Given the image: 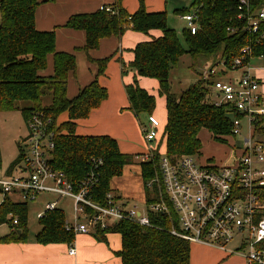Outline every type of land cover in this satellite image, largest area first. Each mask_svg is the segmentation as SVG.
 Segmentation results:
<instances>
[{"label":"trees","instance_id":"trees-1","mask_svg":"<svg viewBox=\"0 0 264 264\" xmlns=\"http://www.w3.org/2000/svg\"><path fill=\"white\" fill-rule=\"evenodd\" d=\"M121 1L115 0L94 12L73 14L65 26L84 31L85 51L96 49L100 39L120 37L126 30L144 34L160 30V36L138 42L132 48L130 62L118 58L122 74L134 72L132 82L125 86L129 109L140 124H143L140 114H152L155 97L138 84L137 76L153 78L158 82V94L165 98L166 123L162 141L167 156L174 159L197 154L201 147L198 137L201 129L209 131L215 140L224 141L231 133L232 119L240 114L227 104H215L210 80L200 77L176 95L170 91L169 76L185 53L198 58L219 51L222 63L229 69L233 59L241 55L243 47L251 49L250 57H245V61L264 56V37L252 33L245 20L237 18L240 0H192L197 28L194 33L188 27L183 29L186 48L175 29L168 27L166 11L149 12L144 0H138L136 11L128 13ZM249 4L254 12L264 5V0H249ZM37 5V0H0V112L19 109L26 121L36 112L50 118V128H56V135L49 164L62 171L75 185L93 173L97 183L91 191L92 199L103 202L105 194L112 191V178L122 175L124 167L133 163L134 157L140 153L120 152L116 139L108 135H79L75 132L76 120L86 118L92 109L97 108L106 99L107 89L95 78L76 96L67 97V77L76 68L75 55L55 50L53 30L36 29L34 14ZM175 12L184 15L189 11L180 9ZM49 54L53 56L52 73L42 75L40 71L46 68ZM109 59L96 61L97 75L103 73ZM63 113L67 119L58 122ZM254 128L257 135H264V117L255 121ZM18 147V157L7 172L22 160L23 148ZM157 158L154 153L150 159L138 162L144 197L148 201L150 191L146 183L154 174ZM15 218L17 223L13 224ZM149 219L150 226L120 220L106 228L97 227L92 235L105 241L107 233H119L121 264H191L190 244L171 233L172 223L168 217L151 213ZM26 220L27 202L14 201L4 193L0 203V224L6 223L9 230L0 236V243L24 241ZM64 222L60 209L44 210L39 216L36 241L71 244L75 233L67 230Z\"/></svg>","mask_w":264,"mask_h":264},{"label":"built area","instance_id":"built-area-1","mask_svg":"<svg viewBox=\"0 0 264 264\" xmlns=\"http://www.w3.org/2000/svg\"><path fill=\"white\" fill-rule=\"evenodd\" d=\"M238 10L237 18L244 19L252 33L264 37V5L252 12L249 0H240ZM182 19L194 33L195 12L182 15ZM240 52L231 64V69L240 70L239 76L214 79L215 67L202 72V78L211 81L215 104H227L240 114L232 119L230 135L238 137L240 146L231 164H198L191 155L172 159L158 150L154 174L146 183L150 201L144 197L142 205H128L108 191L103 202H98L92 199L97 183L93 173L75 185L49 164L56 128H50V118L36 112L28 117L27 134L20 141L22 160L12 174L0 177L2 194L18 193L22 200H34L41 192L71 198L74 222L65 220L64 225L75 234H93L97 227L106 228L120 220L150 226L151 213L164 214L172 223L171 233L189 244L227 250L234 241L237 248L231 253L242 252L246 264H264V135H257L254 128L255 121L264 117L263 82L253 75L250 59L245 61L251 49L246 46ZM159 127L154 114H148L140 124L147 145L157 140ZM44 207L52 210L55 205L47 202ZM68 253L74 254L71 245Z\"/></svg>","mask_w":264,"mask_h":264},{"label":"crops","instance_id":"crops-1","mask_svg":"<svg viewBox=\"0 0 264 264\" xmlns=\"http://www.w3.org/2000/svg\"><path fill=\"white\" fill-rule=\"evenodd\" d=\"M37 2L38 5L34 14L36 29L40 31L53 30L55 50L75 55L76 68L67 77V97L76 96L82 87L88 85L95 78L100 85L107 89L106 99L97 108L92 109L86 118L76 120L75 132L79 135H108L116 139L120 152L125 154L143 153L147 149V144L140 136V123L129 109L125 92V86L132 82L134 72L129 71L122 74L118 58L125 63L130 62L133 59L132 48L138 42L160 36L161 31L155 29L144 34L127 30L120 37L102 38L96 49L85 51L83 50L85 44L84 31L68 28L65 26V22L73 14L94 12L104 5L113 4L115 0H37ZM163 3L164 0H144L145 8L149 12L165 11L162 10L164 8ZM121 5L128 13H133L138 8V0H122ZM106 57L110 59L107 61L103 73L97 75L96 61ZM52 64L53 56L49 54L46 68L40 71V74L50 75ZM259 74L261 75V73ZM137 78L138 84L146 90L147 84H152L147 77L137 76ZM223 78L225 79V76ZM60 118L61 121L66 120V113H63ZM145 120L146 118L142 122ZM13 172L12 170L6 171L2 176L10 175ZM129 172L131 173L132 170ZM118 178L121 177L118 176ZM7 195L12 197V194ZM115 196L127 200L118 195ZM35 235L32 237L26 235L24 241L0 243V264H121V258L118 256L121 249L119 233H107L105 241L96 239L92 234L77 233L69 245L63 242L42 244L36 241ZM70 245L74 248L72 255L68 253ZM192 246L197 251H203V256H198L196 252L192 253ZM236 248V244L228 245L227 250H221L215 246L191 244L190 263L246 264L242 252L231 253V250ZM210 251L212 252L210 253ZM232 254H240L243 258L235 260L230 256Z\"/></svg>","mask_w":264,"mask_h":264},{"label":"rangeland","instance_id":"rangeland-1","mask_svg":"<svg viewBox=\"0 0 264 264\" xmlns=\"http://www.w3.org/2000/svg\"><path fill=\"white\" fill-rule=\"evenodd\" d=\"M191 3L192 0H164V8L162 9L166 11L168 27L175 29L184 48H186V44L184 42L182 32L183 29L187 27V22L182 19V13L175 11L187 9L190 13H192L193 10L191 9ZM249 65L251 69H253V75H255L261 82H264V56L252 57ZM210 67H215L214 79L224 80V76L228 79L239 76L240 74V70H233L225 67L220 59L219 51L209 57L198 58H193L189 54L185 53L170 71V91L179 95L191 84L197 82V80L202 77V72ZM259 73H261V75ZM147 78L152 83L150 85L147 84V90L155 97V107L153 112L160 121V127L158 129L159 135L155 142L147 145V149L143 153L134 157L133 163L129 164V166H125L122 175L119 176L121 178L116 177L112 179L110 186L111 189H113L112 192L114 195L127 199L125 201H127L128 205H142L143 203L145 194L142 183L143 181L140 176V168L138 166L141 156L144 155L149 157L158 150L160 153L165 152L164 141H162L166 118L165 101L164 97L159 95L157 92V81L153 78ZM261 89L264 92V86H262ZM45 100L48 101L47 98ZM139 117L143 121L147 118V115L140 114ZM60 120L61 118L59 117L58 122ZM245 130H247V128H245ZM26 134V120L19 109L0 112V177L9 170L11 164L17 159L19 153L18 146H23L20 141L26 136ZM140 136H142L141 133ZM198 137L201 147L197 154L192 155L198 164H206V162H213L216 165L231 164L234 159V155L237 152L236 147L240 146L238 137L234 138L232 135H228L225 137L224 141H217L206 129H201L198 133ZM129 170H132V172L130 173ZM10 194H12L11 198L14 201L27 202L26 235L28 237H32V235H35L39 231V216L44 212V205L47 202L55 204V207L63 212L65 220L70 223L74 222L73 200L71 198L59 197L50 192H41L34 200H22L18 193ZM2 199L3 194L0 193V203ZM8 229L9 227L6 223L0 224V235L6 233ZM230 244H235V242L233 241ZM191 251L192 253L196 252L198 256H203V251H197L194 246L191 247ZM211 252L212 251H210V253ZM230 256L235 260L243 258L240 254H232Z\"/></svg>","mask_w":264,"mask_h":264}]
</instances>
